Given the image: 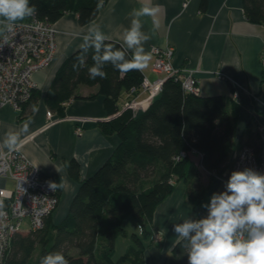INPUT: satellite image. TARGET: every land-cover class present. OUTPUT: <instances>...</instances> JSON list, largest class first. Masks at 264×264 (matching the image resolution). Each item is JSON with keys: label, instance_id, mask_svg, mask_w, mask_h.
I'll use <instances>...</instances> for the list:
<instances>
[{"label": "trees", "instance_id": "16d2710c", "mask_svg": "<svg viewBox=\"0 0 264 264\" xmlns=\"http://www.w3.org/2000/svg\"><path fill=\"white\" fill-rule=\"evenodd\" d=\"M104 2L30 0L38 9V18L54 23L65 12L73 11L80 24L90 22ZM205 4L202 0L201 8ZM242 8L249 21L264 25V0H242ZM106 43L122 47L113 39ZM79 55L77 47L61 61L42 99L49 110L62 116L63 102L81 96L76 91L79 84H96V94L103 95L108 116L99 126L104 132H115L118 143L96 170L79 180L61 219L54 222L49 214L41 227L13 235L2 264H39L42 256L57 250L69 264H144L145 245L136 233L131 234L132 244L113 259L115 239L124 232L126 216L133 215L144 230L175 181L182 179L187 198L198 204L209 188V181L202 178L203 170L223 178L214 192L220 193L225 190L236 147L249 145L258 157L261 155L258 129L246 127L234 143L237 104L228 106L224 94L195 95L167 76L145 107L136 112L123 109L120 97L139 86L141 71L121 74L106 65L107 79L92 80L87 68L74 70ZM85 63L92 65L91 51ZM40 96L34 87L22 103L21 115L29 113ZM67 167L71 176H78L75 159L69 160ZM163 264H188L186 250L182 245L172 247Z\"/></svg>", "mask_w": 264, "mask_h": 264}, {"label": "crops", "instance_id": "0c3cea01", "mask_svg": "<svg viewBox=\"0 0 264 264\" xmlns=\"http://www.w3.org/2000/svg\"><path fill=\"white\" fill-rule=\"evenodd\" d=\"M152 0L159 4L158 18L161 26L145 44L152 54L149 66L141 71L149 79L163 76L153 71L151 63L153 45L173 47L172 63L179 67H191L197 77L202 95L224 94L227 105L237 104V117L233 140L236 143L246 127L258 129L261 135V155L264 156V65L260 52L264 46V25L249 21L242 8V0ZM141 0H105L96 16L86 24H80L77 13L65 12L54 22L57 28L56 48L50 62L32 73V79L41 96L27 114L10 105L0 106V138L6 131L19 128L31 120L30 135L24 138L22 151L43 174L52 177L58 188L59 201L51 214L54 222L61 219L74 195L79 180L90 175L106 159L118 143L115 132H104L99 121L108 116L103 108V95L97 93V85L79 84L76 91L81 96L70 98L64 104L65 113L46 125L45 105L42 95L48 87L61 61L82 42L86 28L98 24L109 36L122 45L123 28L129 26V13ZM148 3L149 0H143ZM144 30L151 31V21L144 18ZM93 94L92 97H88ZM126 93L120 97L122 103ZM81 126L80 133L75 132ZM198 157V156H196ZM75 159L79 164L78 176L73 177L67 163ZM58 170H57V168ZM209 188L204 198L193 204L186 196L185 183L175 181L173 190L161 200L152 220L142 230L140 224L126 216L124 232L117 236L113 254H122L132 244L131 234L136 233L144 242V264H163L175 239L173 225L182 218L195 219L207 215L202 205L210 202L220 184V178L202 171ZM155 229L163 231V238H153ZM131 231V232H130ZM118 255V256H119ZM117 256V257H118ZM116 257V258H117Z\"/></svg>", "mask_w": 264, "mask_h": 264}, {"label": "clouds", "instance_id": "9594fccd", "mask_svg": "<svg viewBox=\"0 0 264 264\" xmlns=\"http://www.w3.org/2000/svg\"><path fill=\"white\" fill-rule=\"evenodd\" d=\"M160 5L152 0H141L130 13V24L123 28L122 47L106 43L109 36L100 25H89L78 38L80 55L74 70L87 68L90 79H107L106 65L121 74L143 71L152 54L145 44L159 30ZM37 7L30 0H0V36L12 31L18 22L37 14ZM144 18L151 21V31L144 30ZM91 51V66L85 63ZM31 120L18 129L6 131L0 138V153L19 152L24 138L30 135ZM57 168V167H56ZM58 170V168H57ZM52 189L62 188L63 183L51 182ZM207 215L198 219L188 216L173 225L175 239L172 247L182 245L188 264H264V173L252 168L234 170L227 180L225 190L213 193L210 202L202 205ZM3 202L0 201V209ZM39 264H69L61 251H52L41 257Z\"/></svg>", "mask_w": 264, "mask_h": 264}, {"label": "built area", "instance_id": "2783aa9c", "mask_svg": "<svg viewBox=\"0 0 264 264\" xmlns=\"http://www.w3.org/2000/svg\"><path fill=\"white\" fill-rule=\"evenodd\" d=\"M186 2L184 0L183 4ZM56 34L57 28L53 22L34 16L18 22L12 31L5 30L4 36H0V106L7 104L21 111L22 103L36 87L32 73L47 65L53 57ZM151 51L154 54L151 69L163 73V76L149 79L142 75L139 86L131 87L123 99V109L131 108L135 112L141 110L158 94L167 76L178 80L186 92L201 94L198 79L193 73L195 69L172 63L171 45H153ZM260 58L264 65V46ZM45 114L46 125L57 119L49 109H46ZM80 130L79 125L76 133H80ZM244 168L264 173V156L258 157L249 145L233 150L230 174ZM8 180L12 181V185L7 184ZM51 182L56 183L52 177L43 174L22 149L19 152L0 153V201L3 202V208L0 209V264L3 263L13 235L17 231L41 227L45 218L56 208L59 193L58 188L54 190L49 186ZM155 232L154 239L161 238L162 231L158 229Z\"/></svg>", "mask_w": 264, "mask_h": 264}, {"label": "rangeland", "instance_id": "374dc122", "mask_svg": "<svg viewBox=\"0 0 264 264\" xmlns=\"http://www.w3.org/2000/svg\"><path fill=\"white\" fill-rule=\"evenodd\" d=\"M75 132H76V128H75ZM7 184L10 186V185H12V181L11 180H8V182H7ZM128 217H130V219L132 218L133 219V216L132 215H128ZM156 230H158V229H155V231ZM159 230H161V229H159ZM154 231V233H156ZM162 231V230H161ZM131 232V231H130ZM154 233H153V235H154ZM162 236H161V238H159V239H154V240H156V241H160L162 238H163V231H162V234H161ZM154 238V237H153ZM119 254H113L112 256H113V259H116V257L118 256Z\"/></svg>", "mask_w": 264, "mask_h": 264}]
</instances>
